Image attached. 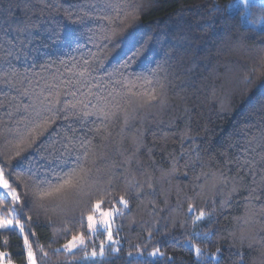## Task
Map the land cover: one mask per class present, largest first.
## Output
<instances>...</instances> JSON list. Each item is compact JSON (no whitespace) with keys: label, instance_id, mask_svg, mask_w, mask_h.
I'll return each mask as SVG.
<instances>
[{"label":"trees","instance_id":"trees-1","mask_svg":"<svg viewBox=\"0 0 264 264\" xmlns=\"http://www.w3.org/2000/svg\"><path fill=\"white\" fill-rule=\"evenodd\" d=\"M230 1L14 0L11 14L6 16L12 23L0 25L2 44L15 42L19 45V34L15 30L17 22H25L33 33L32 45L18 59L11 57L9 60L16 69L15 87L5 85L0 79V164L6 165V178L11 173L13 186L20 183L18 170L8 165H15L20 159L15 155L17 151L21 156L32 151L28 147L32 138L28 133L33 127L29 121L34 119L33 109L25 110L29 99L21 96L17 89L27 87L36 93L43 89L42 96H47L56 89L46 85H59L61 80L73 82L62 86L61 91L67 88L68 93H77L75 98L70 94L61 95L62 102L84 99L82 94H88L93 103L97 97L109 100L115 97L120 105L119 118L104 121L108 125L104 128L96 116L85 120L82 116L72 115V109H67L47 126L44 136L38 137L37 143L44 141L41 153L60 150L68 141L75 143L84 138L91 139L97 153L91 176L99 178L104 186L107 180L105 169L113 160L119 162L122 159L117 148L131 149V137L139 132L144 134L140 151L143 165L168 169L174 158H180L171 184L164 182L163 191L157 192L156 219L149 215L151 205L137 207L133 204L127 217L116 220V227L121 229L122 248L106 257L111 264H128V253L131 252L133 257L137 255L136 246L148 239L145 221L152 225L160 217H166L159 219V223L168 224L171 236L181 243L192 240V236L185 233L198 231L192 220L201 210L213 221L211 230L215 233L206 244L198 245L205 256L220 248L222 259L219 264H233L234 253L249 251L246 246L241 248L239 241L243 222L238 218L245 215L246 209L255 213L254 222L246 226L257 238V250L252 255L259 256V250L264 248V186L260 183L264 171L257 169L256 183H253L241 159L248 141L264 135V100L261 99L264 97V35L242 28L239 15L230 19L223 11ZM118 5L130 14L123 22L116 21L118 31L112 36L108 31L112 26L101 17L105 13L116 16L115 6ZM213 5L221 11H213ZM4 7H8L7 3ZM69 12L73 19L69 18ZM124 14L121 11L120 15ZM78 15L83 17L82 24L74 22ZM261 18H264V9L253 8L252 20ZM53 31L63 37L55 44L47 40ZM85 60L89 62L87 65ZM253 66L257 71L252 76V83L245 85L242 80ZM85 68L88 72L81 77L79 73ZM3 75L0 72V78ZM21 80L23 85L19 83ZM129 88L137 95H132ZM154 89L156 93H166L167 105L161 108L159 102L154 101V106L139 108V99H146V94ZM56 99L53 94L52 104L63 107V103L56 104ZM133 109H136L134 113ZM125 112L134 114L135 119L130 120L127 136L120 144ZM108 132L111 136L107 135ZM21 137H24V143L17 146ZM197 151L200 158L185 167L187 154L192 152L194 156ZM182 152L185 156L181 158ZM37 160L40 164L45 163L39 154ZM24 167L27 168V164ZM96 168L100 171L96 172ZM221 172L229 178L228 183L213 177L214 173ZM155 175L159 177V171ZM233 180L237 184L235 191ZM117 188L104 198L103 208L111 207L114 199L119 200L123 184ZM18 191L23 194L22 185ZM222 200H228L227 207H221ZM190 202L194 205L192 213L188 212ZM6 211L7 206L0 209V213ZM76 215L79 217V212ZM173 218L179 222L175 228L171 224ZM67 219L69 217L52 211L41 213L38 219L33 217L35 226L29 231L36 233L34 251L38 256L42 255L38 247L51 251L48 247L50 241H54L53 248H59L76 234L79 224L69 225ZM185 222L187 228H181L180 223ZM66 228L70 231L65 232ZM159 239L154 236L153 242ZM192 243L197 241L192 240ZM152 250V247L141 249L144 260H150L147 253ZM161 250L165 258H157L158 264H166L167 257L173 258L171 264H195V254L186 248L173 247L169 243ZM0 252H6L5 259L13 264H27L23 239L17 235L0 232ZM82 257L83 252H78L75 257L69 255L66 261L62 254L59 260L61 264H76ZM201 264L213 262L202 257Z\"/></svg>","mask_w":264,"mask_h":264},{"label":"snow or ice","instance_id":"snow-or-ice-1","mask_svg":"<svg viewBox=\"0 0 264 264\" xmlns=\"http://www.w3.org/2000/svg\"><path fill=\"white\" fill-rule=\"evenodd\" d=\"M5 3H7L8 7H4ZM13 3L14 0H0V25L12 23V21L6 19V16L11 14ZM108 7H112V5H108ZM132 7L136 6L133 5ZM256 7L264 9V0H232V3L227 5L223 11L230 19L239 15L241 17V27L245 30L255 31L260 35H264V18L258 21L252 20V9ZM115 10L116 16L105 13L101 17L112 26L108 30L112 36L118 31L116 21L123 22L130 14L127 9L119 5L115 6ZM121 11L125 13L124 16L120 15ZM213 11H221V9L213 5ZM69 18L73 19L71 12H69ZM74 22L82 24L83 17L76 16ZM15 30L19 34V45L15 42H9V44L0 43V61L3 62L0 63V72L4 73L0 79L5 85H13V87H15L13 77L16 76V69L9 60L11 57L18 59L20 54L33 43V33L25 22H17ZM60 39H63L62 35H58L55 31L47 36V40L53 44ZM235 39L236 37H233V40ZM136 54L138 52L134 53V55ZM88 63V60L84 61L85 65ZM5 64L7 68L4 67ZM256 71L257 68L255 66L248 70L242 83L245 85L251 84L252 76ZM87 72L88 69L85 68L79 75L84 77ZM19 83L23 85L22 80ZM72 83L71 80H61L59 85L47 84L48 88L56 89L55 93L49 92L47 96H42L43 89H41L40 93H36L34 90L30 91L27 87L17 89L21 96L27 97L30 101L25 106V110L31 108L34 112V119L29 121L33 127L30 128L28 133L32 137L28 141V147L32 151L25 156H21V152L17 151L15 155L20 157V159L16 161L15 165H8V167L18 170L17 179L20 183L16 186L11 183L10 172L7 174L8 178H6V165L0 164V209L7 206V211L0 213V232L8 235H17L23 239L27 264H61L59 258L62 254L67 261L69 255L75 257L78 252H83V257L76 264H111L106 257L110 254L118 253L122 248L119 238L121 229L116 227V220L121 217H127L132 212L131 205L133 204H136L137 207L151 205L152 211L149 215L156 219L158 216L156 211L157 192L163 191L162 185L164 182L171 184V178L175 176L179 167L180 158H174L171 167L168 169L149 168L143 165L140 158V151L144 145L143 132L131 137V149L117 148V152L122 159L119 162L113 160L111 165L105 169L106 186L99 178L93 179L91 176L95 165L94 158L97 157L91 139L84 138L75 143L68 141L61 145L60 150L41 153L40 147L44 141L37 143L38 137L44 136L47 126L51 125L54 119L67 109H72V115L82 116L85 120L88 117L96 116L101 120L104 128L108 127L107 124L103 123L104 121L111 122L113 119L119 118L118 110L120 105L115 100V97L111 100L107 97H97L96 103H93L88 98V94H82L84 99H75L74 102H62L60 100L61 95L70 94L72 97H76L77 93L75 91L68 93L67 88L61 91L62 86L71 85ZM129 91L132 95H137L131 91V88H129ZM53 94L57 98L56 104L63 103V107H55L52 104L51 96ZM109 95L111 96V93ZM116 95L118 96L119 93ZM146 96V99H139V108L154 106L152 104L154 101H158L161 108L167 105L166 93L164 92L156 93L154 89L151 93H147ZM261 99L264 100V97ZM78 105L80 106L79 109ZM17 111H19V108H17ZM135 111L136 109H133V113ZM131 119H135L134 114L130 115L125 112L120 128V144L123 143L127 136L126 130L130 127ZM38 129L42 130L37 131ZM107 135L111 136V132H108ZM22 143H24V137H21L17 146ZM33 145H35L34 148L32 147ZM37 154H39L40 159L45 161L44 164L38 162ZM149 155H151V150H149ZM184 156L185 154L182 152L181 158ZM199 158L200 153L198 151L195 152L194 156L192 152H189L185 160V167ZM241 159L243 166L246 167L248 174L252 177L253 183H256L257 169L264 171V135L260 139L254 138L248 141V146L244 148V155ZM25 164H27V168L24 167ZM34 164L37 166L34 167ZM134 164L135 167L133 166ZM95 170L96 172L100 171L99 168ZM156 171H159V177L155 175ZM213 177L225 184L229 181V178L223 172L218 175L214 173ZM120 183L123 184V190L119 200L114 199L111 207L103 208L104 198L113 191L118 190L117 185ZM260 183L264 186V176H261ZM21 185L24 188L23 194L18 191ZM197 187L202 188L203 185H197ZM236 187V181L233 180V191L236 190ZM9 200L11 205H9ZM165 203L167 204V199ZM220 204L222 208L227 207L228 200H222ZM89 205H91L90 208ZM50 211L69 217L66 223L72 226L79 224V230L71 236V239H66V242L59 248L52 247L54 241H50L48 245L51 251L38 247V251L42 254L38 256L37 251H34L36 242L33 238L36 233L29 231V228L35 226L33 224L34 216L38 219L41 213L47 214ZM170 211H177V209H170ZM193 211L194 205L190 202L188 204V212L192 213ZM77 212H79V217L76 215ZM159 219L167 218L160 217ZM159 219H157L156 224L152 225H148L147 221L144 222V225L147 226L148 239L136 246L137 255L135 257H133L131 252L128 253L130 258L128 264H133V261L136 264H158L157 258H165V253L161 249L169 243L173 247L179 246L193 252L196 257L195 264H201L202 257L212 261L213 264H219L222 259L220 248H217L216 253L206 257L205 252L198 246L199 244H206L210 237L215 235L211 230L213 221L210 218H206L203 210L192 220L193 227L198 229V231L185 233L191 235L192 240L197 241L195 244L192 243V240H188L186 243L178 241L174 236H171L168 224H160ZM206 219L207 222L205 223ZM254 219L255 213L250 209H246L245 215L238 218V220L243 222L239 236L241 248L246 246L249 251L234 253L233 264H264V248L259 250V256L252 255V252L257 250L255 248L257 238L246 226L253 223ZM85 221L86 231L84 230ZM177 223L179 222L173 218L171 221L172 227L175 228ZM180 227L186 229V222L180 223ZM68 231L70 229L66 228L65 232ZM201 233H203V236H201ZM154 236H159L160 239L153 242ZM5 243H7V240ZM90 245L91 250H89ZM148 247L153 249L147 253L151 259L144 260L141 249H147ZM7 255L6 252H0V264H3ZM172 261V257H167L166 264H171ZM8 264H11L10 260Z\"/></svg>","mask_w":264,"mask_h":264},{"label":"rangeland","instance_id":"rangeland-1","mask_svg":"<svg viewBox=\"0 0 264 264\" xmlns=\"http://www.w3.org/2000/svg\"><path fill=\"white\" fill-rule=\"evenodd\" d=\"M231 3H232V0H231L227 5H229V4H231ZM207 256H211V255H206V257H207ZM147 258L149 259L150 257L147 256ZM150 259H151V258H150ZM8 262H9V260L4 259L3 264H8ZM11 264H13V263H11Z\"/></svg>","mask_w":264,"mask_h":264}]
</instances>
